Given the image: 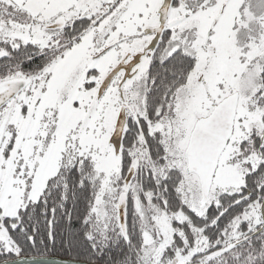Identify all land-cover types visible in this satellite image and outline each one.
Here are the masks:
<instances>
[{"label": "snow or ice", "instance_id": "6c2138e0", "mask_svg": "<svg viewBox=\"0 0 264 264\" xmlns=\"http://www.w3.org/2000/svg\"><path fill=\"white\" fill-rule=\"evenodd\" d=\"M0 264H264V0H0Z\"/></svg>", "mask_w": 264, "mask_h": 264}]
</instances>
